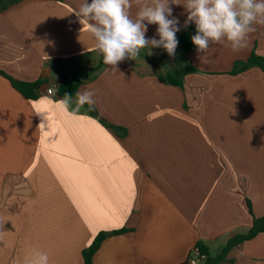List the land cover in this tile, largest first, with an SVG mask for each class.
<instances>
[{
    "label": "crops",
    "instance_id": "crops-1",
    "mask_svg": "<svg viewBox=\"0 0 264 264\" xmlns=\"http://www.w3.org/2000/svg\"><path fill=\"white\" fill-rule=\"evenodd\" d=\"M178 2L170 7L180 28L187 12ZM82 3L19 0L0 12V264H24L34 250L47 252L49 264H83L96 234L119 228L127 231L107 236L92 264H188L199 243L208 258L219 256L264 214V71L230 73L253 50L264 57V25L238 52L213 44L184 51L179 62L149 47L117 71L103 64L85 75L78 91L95 93L93 106L113 129L85 106L70 115L33 103L48 86L60 99L64 74L100 62L75 14ZM156 29L148 25L146 37L159 39ZM185 65L199 71L183 86L160 79ZM2 72L41 80L37 98ZM214 264H264V231Z\"/></svg>",
    "mask_w": 264,
    "mask_h": 264
},
{
    "label": "clouds",
    "instance_id": "clouds-1",
    "mask_svg": "<svg viewBox=\"0 0 264 264\" xmlns=\"http://www.w3.org/2000/svg\"><path fill=\"white\" fill-rule=\"evenodd\" d=\"M133 4L138 8L135 18L131 14ZM170 4L181 3L178 0H91V3L83 0L75 14L82 25H87L95 42L93 50L102 55L105 65L117 71L120 62L135 60L141 49L162 47L169 56H175L179 43L176 33L180 28ZM183 6L187 12L184 27L195 24L196 34L191 42L202 53L213 44H224L238 52L248 46L249 34L256 31L255 25H264V0H184ZM150 24L157 25L159 39L146 37ZM47 93L33 103L70 115L78 113L85 104L90 107L95 104V93L83 89L76 93V107L70 112L71 93L65 92L60 99L52 98L51 88ZM34 112L47 120L46 111L36 107ZM39 126L45 124L42 122ZM24 264H49V255L34 250Z\"/></svg>",
    "mask_w": 264,
    "mask_h": 264
},
{
    "label": "trees",
    "instance_id": "trees-1",
    "mask_svg": "<svg viewBox=\"0 0 264 264\" xmlns=\"http://www.w3.org/2000/svg\"><path fill=\"white\" fill-rule=\"evenodd\" d=\"M18 1L19 0H0V12L3 11L9 5ZM195 34H196V28L194 23H190L187 27H184V25H182L180 27V31L176 33L179 44L185 52L193 51L196 49V46L191 42V37ZM103 64H104L103 57L101 55L99 64L93 67L91 70L74 71L64 74L57 84L56 95L62 98L65 92H69L72 94V97L76 96V93L78 92V88L84 80V76L91 75V73L98 71ZM252 66H259L264 71V57L258 55L255 52V50L252 51L251 55L248 58L244 60L235 61L230 73L237 74L241 71L247 70ZM195 71H199V69L193 65H185L176 72L167 71L164 74H159V77L161 80L165 82L174 85L183 86L185 75L189 72H195ZM3 74H5L11 80L13 86L17 88L24 96L31 99L37 98L38 94L36 90L40 87L42 83L41 80L26 81V80L16 79L6 73ZM84 106L88 114L97 118L105 126L116 129V126L109 123L105 118H103L94 106L90 107L87 104H85ZM124 231H127V229L119 228L108 231L107 230L99 231L92 240V242L87 247H84L82 249L83 264H92L93 254L96 252V250L101 245V242L107 236L111 234L121 233ZM263 231H264V214L254 218L251 228L246 233L236 234L235 236L231 237L227 242L226 246L224 247L223 252L219 256L213 257L211 259L207 258L206 259L207 264H214L220 261L222 259L223 253H225L229 248L245 240L251 239L257 233ZM198 245L201 250L207 253L206 248L201 243H199Z\"/></svg>",
    "mask_w": 264,
    "mask_h": 264
},
{
    "label": "built area",
    "instance_id": "built-area-1",
    "mask_svg": "<svg viewBox=\"0 0 264 264\" xmlns=\"http://www.w3.org/2000/svg\"><path fill=\"white\" fill-rule=\"evenodd\" d=\"M49 88L52 89V94H54L55 90L53 89L52 86H48L46 89V92ZM207 258H208V254L204 252L203 250H201L199 245H195L191 253L187 257V263L188 264H198L201 261H206Z\"/></svg>",
    "mask_w": 264,
    "mask_h": 264
},
{
    "label": "rangeland",
    "instance_id": "rangeland-1",
    "mask_svg": "<svg viewBox=\"0 0 264 264\" xmlns=\"http://www.w3.org/2000/svg\"><path fill=\"white\" fill-rule=\"evenodd\" d=\"M183 55H184V50L181 48L180 44H178V46L176 48L175 56H172V57H174V58L178 57L179 62H182L185 60V56H183Z\"/></svg>",
    "mask_w": 264,
    "mask_h": 264
}]
</instances>
